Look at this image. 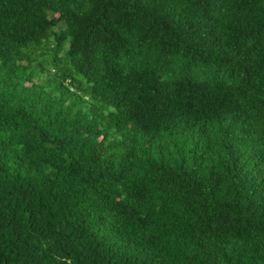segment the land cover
<instances>
[{
    "label": "trees",
    "instance_id": "1",
    "mask_svg": "<svg viewBox=\"0 0 264 264\" xmlns=\"http://www.w3.org/2000/svg\"><path fill=\"white\" fill-rule=\"evenodd\" d=\"M0 264H264V0H0Z\"/></svg>",
    "mask_w": 264,
    "mask_h": 264
}]
</instances>
